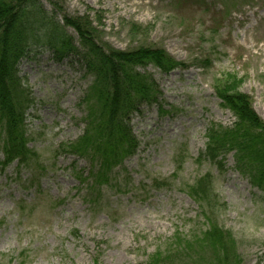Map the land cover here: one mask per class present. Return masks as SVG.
Returning <instances> with one entry per match:
<instances>
[{
    "label": "rangeland",
    "instance_id": "rangeland-1",
    "mask_svg": "<svg viewBox=\"0 0 264 264\" xmlns=\"http://www.w3.org/2000/svg\"><path fill=\"white\" fill-rule=\"evenodd\" d=\"M43 5L58 17L86 16L104 49L160 48L186 68L168 75L141 71L161 96L132 118L136 153L113 168L109 184L92 189L76 176L86 178L95 167L61 147L84 130L90 79L76 63H57L41 49L21 61L20 78L33 101L27 146L36 160L29 167L0 166V264H205L211 250L191 252L187 243L212 223L232 236L238 264H264V189L235 171L232 152L223 170L199 159L206 130L236 122L214 86L247 95L264 124V0ZM206 174L209 194L195 202L188 188Z\"/></svg>",
    "mask_w": 264,
    "mask_h": 264
},
{
    "label": "trees",
    "instance_id": "trees-1",
    "mask_svg": "<svg viewBox=\"0 0 264 264\" xmlns=\"http://www.w3.org/2000/svg\"><path fill=\"white\" fill-rule=\"evenodd\" d=\"M44 1L0 0V166L4 168L16 162L20 167H29L36 160L27 146L25 129L33 101L20 78L19 65L34 50L41 49L49 52L57 63H76L83 69L85 78L90 79L84 97L87 111L83 118L84 130L76 140L61 147L65 154L95 167L86 178L82 175L76 178L96 189L102 183L109 184L113 168L136 153L138 141L131 126L132 118L143 106L157 105L161 96L152 77L141 71L152 67L168 75L186 67L160 48L104 49L97 43L95 29L86 16L58 17L45 9ZM68 29L75 33L76 39ZM214 92L236 122L231 129L211 125L206 130L207 143L199 159L223 170L224 159L232 152L235 171L261 191L264 189V124L247 95L227 86H214ZM159 111L166 115L162 107ZM209 177L206 174L189 186L187 195L195 202L206 201ZM231 237L212 223L201 233V239L187 243V248L191 252L195 246L210 249L212 260L205 264L232 261L238 264ZM195 264H202L201 259Z\"/></svg>",
    "mask_w": 264,
    "mask_h": 264
}]
</instances>
